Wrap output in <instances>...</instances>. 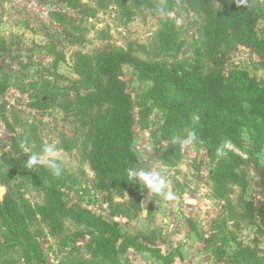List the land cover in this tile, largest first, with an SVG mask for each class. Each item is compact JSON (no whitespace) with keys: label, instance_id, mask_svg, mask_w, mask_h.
Wrapping results in <instances>:
<instances>
[{"label":"rangeland","instance_id":"1","mask_svg":"<svg viewBox=\"0 0 264 264\" xmlns=\"http://www.w3.org/2000/svg\"><path fill=\"white\" fill-rule=\"evenodd\" d=\"M218 0H214L216 5ZM264 36V17L256 25ZM130 49L134 55L194 72L206 65L201 56L200 18L179 0H0V203L11 199L21 213V230L11 232L0 220V264H264V223L260 209L264 187V145L253 143L244 127L241 142L224 141L215 153L190 114L182 128L165 136V110L150 98L152 83L134 66L123 64L121 79L133 101L134 168L163 170L174 199L141 190L140 210L113 216L107 196L95 186L94 173L82 154V128L73 105L85 88L77 69L82 57L93 61L101 50ZM227 65L242 69L264 86L258 56L234 44ZM207 66V65H206ZM205 67V66H204ZM195 130L197 142L173 144ZM61 150L62 173L31 169L28 178L10 158L24 154L27 143L40 152L44 143ZM259 147V148H258ZM227 151L242 157L235 183H216L212 174ZM58 183L62 200L117 221L122 235L142 232L157 255L129 246L112 261L88 250V227L66 218L57 234L38 214L44 191ZM112 207L128 203L127 192L113 195ZM119 243V242H118ZM38 245L41 260L26 262L22 248Z\"/></svg>","mask_w":264,"mask_h":264},{"label":"trees","instance_id":"2","mask_svg":"<svg viewBox=\"0 0 264 264\" xmlns=\"http://www.w3.org/2000/svg\"><path fill=\"white\" fill-rule=\"evenodd\" d=\"M179 1L200 18L201 56L207 66L198 65L190 72L142 59L130 49H112L99 51L93 61L82 57L85 67L77 69L85 88H90L84 93L77 90L73 101L82 128V154L94 173L95 186L106 194L113 216L128 217L130 212L140 210L138 194L141 190L127 179V171L135 167L137 157L132 149L133 101L121 79L123 64L134 66L140 77L152 83L150 98L166 112L162 124L166 137L180 130L182 120L194 114L199 118L210 153L222 149L226 140L241 142L244 127L252 130L254 144L264 145V86L247 71L226 67L227 49L240 44L258 56L264 71V36L256 29L258 21L264 17V0H246L243 6L240 0H218L216 5L214 0ZM3 89L0 80V92ZM23 156L10 158L11 166L14 170L20 168L28 178L37 179L36 171L22 163ZM242 162V157L227 151V156L216 164L213 181L240 182L242 177L236 170ZM258 168L264 187V171ZM41 187L44 201L38 206V214L51 233L60 232L63 221L69 218L88 227V250L93 255L112 261L129 246L157 255L158 250L149 246L148 234L122 235L117 221L90 209L66 206L58 183ZM125 192L130 196L129 202L112 207L115 205L112 196ZM17 209L9 198L0 203V220L11 232L22 229V216ZM260 217L264 223V204ZM22 252L28 263L41 260L37 244L24 246Z\"/></svg>","mask_w":264,"mask_h":264},{"label":"clouds","instance_id":"3","mask_svg":"<svg viewBox=\"0 0 264 264\" xmlns=\"http://www.w3.org/2000/svg\"><path fill=\"white\" fill-rule=\"evenodd\" d=\"M241 6L246 4V0H240ZM198 136L195 130H188L182 138L173 137L172 143L179 142L182 145H189L197 142ZM23 151L28 156L25 166L28 169L46 167L54 176H60L62 173L61 150L53 143H44L40 152H33L32 148L24 143L21 145ZM127 179L146 189L148 193L157 196H164L168 200L174 199V195L168 191L167 176L163 170L130 168L127 171Z\"/></svg>","mask_w":264,"mask_h":264}]
</instances>
